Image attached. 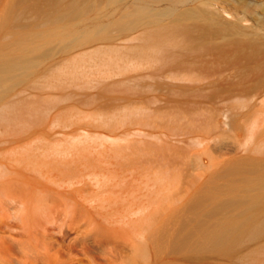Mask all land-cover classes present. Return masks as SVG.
I'll return each mask as SVG.
<instances>
[{"label": "rangeland", "instance_id": "rangeland-1", "mask_svg": "<svg viewBox=\"0 0 264 264\" xmlns=\"http://www.w3.org/2000/svg\"><path fill=\"white\" fill-rule=\"evenodd\" d=\"M2 7L0 42L24 28ZM32 10L29 26L46 27ZM112 35L74 45L51 35L0 101L21 102L0 121V264H264L239 258L250 241L232 258L180 239L211 204L197 209V198L224 199L239 180L233 161L264 163V95L228 96L256 80L239 76L252 61L222 62L200 82L159 77V62L127 48L137 41Z\"/></svg>", "mask_w": 264, "mask_h": 264}, {"label": "bare ground", "instance_id": "bare-ground-1", "mask_svg": "<svg viewBox=\"0 0 264 264\" xmlns=\"http://www.w3.org/2000/svg\"><path fill=\"white\" fill-rule=\"evenodd\" d=\"M4 2L5 7L0 5L2 9L7 8L5 4L10 0ZM25 2L27 6L20 2L24 8H15L16 10L15 3L12 4L14 7H11V3L8 4L11 7L7 10L12 15V22L24 28L22 31L12 30L9 37H6L7 40L5 38L0 42V101L8 87L19 80L18 75L25 73L31 65L33 67L37 60L34 53L43 54L45 46H48L45 44L51 35L52 38L53 36L58 38V43L62 45H74L80 38L83 39L81 42H85L98 35L104 36V39L111 38L112 34L121 39L135 40L137 43L130 44L127 48L130 50L133 48L134 51H139L159 62L160 76H157L171 79L188 78V75L196 72L193 79L200 82L218 74L222 62L227 65L240 59H248L252 64L243 69L239 68V76L241 74L242 79L246 80L253 74L256 80L247 84L243 81L239 95L228 96L258 98L264 95L262 90L264 0H25ZM26 9L30 11L33 9L35 12L33 10L32 12L37 13L36 21H42L47 26L44 28H39L38 25L29 26L25 18L29 17L28 20L31 18L30 11L26 12ZM7 10L5 9L4 13ZM0 12L2 13V10ZM28 13L29 16L25 17ZM79 23L83 25L80 27ZM204 54H209L210 57L205 59ZM144 72L142 74L148 75L149 71ZM140 74L131 77L136 80L138 78L139 82L142 78ZM146 75L143 76L144 80ZM151 76L156 79V75ZM134 78L132 79L135 81ZM132 79L125 77L121 81L127 84L128 80ZM143 81L139 82V85ZM133 85L137 86L135 83ZM192 87H195L196 93L204 96L205 93L201 94L202 85ZM192 87H189L190 90ZM193 91L189 95L195 92ZM196 93L193 97L197 98ZM20 103V99L3 103L0 107V121L18 114ZM229 170L234 174H241V177L229 183L227 197L221 199L211 196L213 194L208 196L201 194L196 200L197 209L198 204L204 199L210 201V206L203 207L200 212L203 218H198L189 231L186 229L187 232L183 231L181 237L180 235L178 237L186 243H194L199 248L209 246L223 249L227 252L226 255L232 258L238 253L237 249L242 247V243L250 241L252 249L245 254H239V258L254 263L261 255L264 256V163L256 158L247 157L233 161ZM74 177L76 175L72 176ZM71 181L69 180V183ZM73 182L75 180L72 184L76 183ZM69 183L68 185L71 184ZM10 200L7 198L1 203L15 205ZM231 205H233L231 209L236 208L233 213L230 211ZM220 214L226 217L222 218ZM245 248H249V245Z\"/></svg>", "mask_w": 264, "mask_h": 264}]
</instances>
